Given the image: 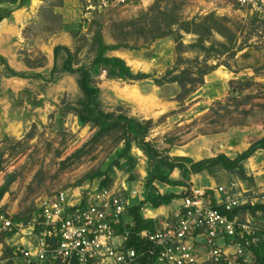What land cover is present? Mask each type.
Returning a JSON list of instances; mask_svg holds the SVG:
<instances>
[{
  "label": "rangeland",
  "instance_id": "374dc122",
  "mask_svg": "<svg viewBox=\"0 0 264 264\" xmlns=\"http://www.w3.org/2000/svg\"><path fill=\"white\" fill-rule=\"evenodd\" d=\"M101 2L0 0V57L6 62H0V206L15 225L38 217L54 195L95 190L106 178L122 190L129 184L137 193L149 191L154 167L135 142L129 155L135 162L123 156L125 142L133 140L126 127L104 129L83 119L89 100L82 75L63 70L67 50L72 68L87 70L100 90L93 116L146 124L144 140L160 158L171 162L184 152L199 162L219 155L231 160L264 139V0ZM57 47L63 49L55 62ZM125 57L144 68L133 69ZM113 59L147 78L111 76L106 61ZM7 68L26 77H12ZM126 87L149 100L154 95L153 105L165 110L145 116L120 96ZM207 172L213 187L240 188L241 207L264 206V149L234 171ZM183 190L150 189L154 196ZM238 220L257 242L239 264H260L255 250L264 247V210L242 211ZM21 242L19 234L0 233V264H14Z\"/></svg>",
  "mask_w": 264,
  "mask_h": 264
},
{
  "label": "built area",
  "instance_id": "2783aa9c",
  "mask_svg": "<svg viewBox=\"0 0 264 264\" xmlns=\"http://www.w3.org/2000/svg\"><path fill=\"white\" fill-rule=\"evenodd\" d=\"M101 1L106 6L128 0ZM178 196L172 217L140 234L149 247L139 254L126 248L129 230L118 233L129 201L110 189L60 192L45 200L38 217L25 226L15 225L0 206V233L19 234L24 242L14 264H140L146 257L152 264H239L252 256L255 233L229 217L241 208L236 184L185 189Z\"/></svg>",
  "mask_w": 264,
  "mask_h": 264
},
{
  "label": "trees",
  "instance_id": "16d2710c",
  "mask_svg": "<svg viewBox=\"0 0 264 264\" xmlns=\"http://www.w3.org/2000/svg\"><path fill=\"white\" fill-rule=\"evenodd\" d=\"M27 0H9L10 4H23ZM3 18L0 16V23L2 22ZM63 49L62 47H57L55 49V62L58 57V52ZM68 53V60L65 62L63 70L74 74L79 73L82 75L83 79L81 81L83 90L86 92V95L89 100V104L85 110V115L83 117L84 120L95 121L97 124L104 128L110 129L117 124H122L126 127L127 132L133 136V140L126 141L123 156L129 157L131 162H135V159L130 155V151L132 148V142H135L136 147L145 154L148 160L151 162L152 166L154 167L152 178L148 180V184L146 185L149 188L148 196L145 202L139 203L137 205H133L127 209L126 214L123 216L121 220V226L118 228V233L121 234L125 230H129L130 237L126 243L127 249H132L136 251L138 254L145 251L149 245L140 239V234L143 231L152 232L154 230V223L152 221H147L143 218L141 214V208L144 204L150 205V207L154 209H158L162 206H168L174 201L181 198L176 194H166L161 195L158 194L154 196V194L150 191L154 185H166L169 187H184L190 188V177L195 174H200L202 172L211 170L215 167H220L224 171L231 172L240 167L242 162L249 160L258 150L264 149V139L259 141L258 143L251 146V148L245 152L244 154L238 156L234 160H230L226 158L224 155H219L213 159H206L201 162L195 163L193 160L189 158H174L171 162L167 159L160 158L158 153L150 146L149 143L145 142L144 136L148 131V126L146 124H141L134 120H130L127 118H118L113 120L111 116H105L102 114H97L96 117L93 116V113L96 111V100L99 96L100 90L95 88L90 83V76L87 70L84 68L73 69L72 68V54L67 50ZM0 62L6 65V62L3 58L0 57ZM108 64H112V68L109 70L110 75L114 76L115 78L121 80H139V79H146L147 76L145 75H133L129 68H127L121 61L119 60H107ZM8 69V73L12 77H20L25 78L24 74H17L10 68ZM56 71V67L54 66L51 72V77L54 75ZM174 171L180 172V181L174 182L171 179V176ZM112 183H110L109 178H106L102 182L99 183L100 189H110ZM260 211L264 210V206H256L246 207V208H239L229 214L230 218H233L240 214L242 211ZM256 254L259 257L260 264H264V247L260 246L255 250ZM154 262L150 261L148 257L142 259L140 264H152ZM72 264H76L73 262Z\"/></svg>",
  "mask_w": 264,
  "mask_h": 264
},
{
  "label": "crops",
  "instance_id": "0c3cea01",
  "mask_svg": "<svg viewBox=\"0 0 264 264\" xmlns=\"http://www.w3.org/2000/svg\"><path fill=\"white\" fill-rule=\"evenodd\" d=\"M137 152L140 155H142L141 151L138 150ZM180 154H182V156H175V157H178V158L179 157H188V156H185L186 153H184V152L180 153ZM188 158L193 160L195 163L199 162L198 160H196V159H198V157H196V156H193V157L191 156ZM206 159H213V158L210 157V158H206ZM231 160H234V159L231 158ZM171 179L174 182H179L181 179L180 172L174 171L172 176H171ZM213 184L214 183L210 179V175L207 171L202 172L200 174L192 175L190 177V185H191L190 188H214ZM228 184H230V183L216 185L215 187L224 186V185H228ZM125 185L126 186H123L125 190L124 189L122 190L119 186H113V185L111 186L110 190L113 192H119V193L121 191H127V193H123L121 195L125 200L129 201V207L133 206L134 204L137 205L139 203L146 201V198L148 196V193L146 191H142L143 194L146 193L145 197L141 193V196L139 198H136V197L132 196V192L134 191V188H136V187H134V185L131 186L129 184H128L129 186L127 184H125ZM162 186H165V190H169V189L173 188V187H169L166 185H162ZM97 188H99V185ZM174 188H177V187H174ZM190 188H185V189H190ZM143 190H146V187H144ZM158 194H160V193H157V195ZM161 195H164V194L161 193ZM176 195H179V194H176ZM128 196H129V198H127ZM177 204H178V202L174 201L170 205L162 206L158 209H154V208L150 207V205L144 204L143 207L141 208V214L145 220L152 221L154 223V229H155L156 224L163 222L165 219H167L169 217H172V215L175 213ZM241 208H243V207H241ZM238 216L239 215L236 216L237 219H238ZM23 243L24 242L22 241L21 244H23Z\"/></svg>",
  "mask_w": 264,
  "mask_h": 264
},
{
  "label": "bare ground",
  "instance_id": "6f19581e",
  "mask_svg": "<svg viewBox=\"0 0 264 264\" xmlns=\"http://www.w3.org/2000/svg\"><path fill=\"white\" fill-rule=\"evenodd\" d=\"M125 59L128 62V65L131 66L133 69L140 70L144 68L142 64L129 59V57H125ZM119 93L120 96H122L123 98H126L137 104L142 109V114L147 117H158L163 112L162 109L165 110V107H162L161 105H153V103L157 104L154 95L150 96L151 100H149L147 98H144L141 95L140 91L136 88L126 87L121 89Z\"/></svg>",
  "mask_w": 264,
  "mask_h": 264
}]
</instances>
